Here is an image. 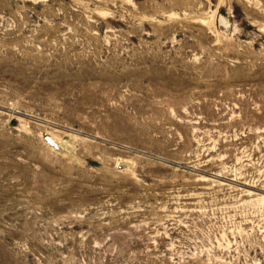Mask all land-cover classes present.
<instances>
[{
    "label": "rangeland",
    "instance_id": "374dc122",
    "mask_svg": "<svg viewBox=\"0 0 264 264\" xmlns=\"http://www.w3.org/2000/svg\"><path fill=\"white\" fill-rule=\"evenodd\" d=\"M0 264H264V0H0Z\"/></svg>",
    "mask_w": 264,
    "mask_h": 264
}]
</instances>
